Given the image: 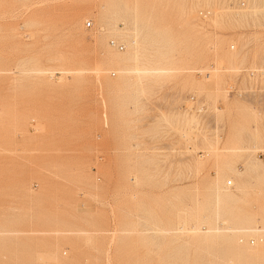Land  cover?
I'll use <instances>...</instances> for the list:
<instances>
[{"label": "rangeland", "instance_id": "rangeland-1", "mask_svg": "<svg viewBox=\"0 0 264 264\" xmlns=\"http://www.w3.org/2000/svg\"><path fill=\"white\" fill-rule=\"evenodd\" d=\"M236 1L0 0V264H264V0Z\"/></svg>", "mask_w": 264, "mask_h": 264}, {"label": "built area", "instance_id": "built-area-1", "mask_svg": "<svg viewBox=\"0 0 264 264\" xmlns=\"http://www.w3.org/2000/svg\"><path fill=\"white\" fill-rule=\"evenodd\" d=\"M239 3V2H238ZM241 5H243V2H241L240 3ZM92 25V22H88L87 21V25L86 26H91ZM109 43L111 44V46H114V47H116L117 49H119V50H122V49H124V44H122L121 42H118V41H115V40H113V39H110L109 40ZM197 74H199V73H197ZM258 88V87H257ZM257 88H256V90H257ZM259 89V88H258ZM236 92V88H234V89H230V94L231 93H235ZM187 99H189L191 102H193V104L194 105H198V106H194L195 107V109H200L201 111L205 108V104L204 103H200V102H198V99L199 98H197V96L195 95V94H190L188 97H187ZM181 108H186V103H183L182 104V107ZM228 185H230V182L228 181ZM252 242V241H251Z\"/></svg>", "mask_w": 264, "mask_h": 264}, {"label": "bare ground", "instance_id": "bare-ground-1", "mask_svg": "<svg viewBox=\"0 0 264 264\" xmlns=\"http://www.w3.org/2000/svg\"><path fill=\"white\" fill-rule=\"evenodd\" d=\"M239 2V3H238ZM241 2H243V5H241L240 3ZM231 5H232V9L233 8H236V9H240V8H244L245 6H246V2L244 1V0H239V1H236V2H232L231 3ZM207 12H210L211 13V11L210 10H207ZM205 15V14H204ZM137 69L136 70H138V67H136ZM135 70V71H136ZM140 71V70H139ZM254 72L255 71H249V76L251 77V78H255V77H253L254 76ZM231 89L233 88V87H230ZM196 107V106H195ZM196 110V109H195ZM203 111H204V109H203ZM197 112L200 114V113H202V111L200 110V109H197ZM228 181L230 182V185H228ZM227 182H226V184L228 185V186H231L232 185V181L231 180H228ZM220 195V194H219ZM217 204V203H216ZM252 214V213H251ZM207 217V216H206ZM251 217V216H250ZM254 215L250 218V222L251 221H253L254 220ZM247 218V217H246ZM203 219V218H202ZM208 219V218H207ZM256 221V220H255ZM251 227V226H250ZM257 227V226H256ZM255 227V228H256ZM242 228H244V227H242ZM262 228V227H261ZM218 229V228H217ZM245 230V229H244ZM260 230V229H259ZM190 231V230H189ZM253 231V230H252ZM251 231V232H252ZM258 231V230H257ZM262 231H264V230H262ZM249 232V231H248ZM255 232V231H254ZM220 233V232H219ZM194 234V233H193ZM196 236V235H195ZM189 237V236H188ZM252 241V242H251ZM263 241V240H262ZM248 242L250 243V244H254V242H255V239H253L252 237L248 240ZM247 248V247H246ZM254 249V248H253ZM250 250V249H249ZM257 250V249H256ZM232 251V250H231ZM251 252H252V250H251ZM247 253V252H246ZM254 253V252H253ZM258 254H256V256H257ZM209 256H211V255H209ZM259 256V255H258Z\"/></svg>", "mask_w": 264, "mask_h": 264}]
</instances>
